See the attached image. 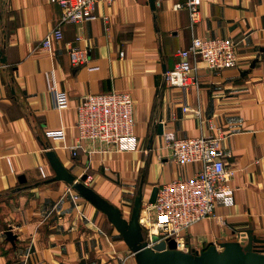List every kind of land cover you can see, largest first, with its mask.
Listing matches in <instances>:
<instances>
[{
  "label": "crops",
  "instance_id": "crops-1",
  "mask_svg": "<svg viewBox=\"0 0 264 264\" xmlns=\"http://www.w3.org/2000/svg\"><path fill=\"white\" fill-rule=\"evenodd\" d=\"M184 2L156 0L155 9L150 0L100 3L94 19L64 24L63 38L53 37L46 50L41 42L56 28L60 5L0 0V195H18L12 215L22 219L14 225L17 245L0 248V264H137L105 214L65 181H47L55 172L46 152L55 151L78 179L87 174L86 184L126 217L141 189L146 207L155 186L192 178L201 168L176 163L164 147L165 133L222 134L225 165L233 172V204L218 205L215 217L188 230L194 246L239 241L247 230L264 237V0H202V19L193 28ZM194 36L231 38L238 58L222 70L199 62V85L183 92L166 84L164 73ZM69 43L89 48L86 65L71 63ZM47 72L68 93L66 108L55 107ZM111 91L134 100L138 148L118 151L86 140L73 156L81 97ZM60 128L64 140L46 136Z\"/></svg>",
  "mask_w": 264,
  "mask_h": 264
},
{
  "label": "built area",
  "instance_id": "built-area-1",
  "mask_svg": "<svg viewBox=\"0 0 264 264\" xmlns=\"http://www.w3.org/2000/svg\"><path fill=\"white\" fill-rule=\"evenodd\" d=\"M60 5L61 17L53 32L41 42V48L50 50L52 38H63V25L82 22L96 17L100 3L110 4L112 0H51ZM202 0H185L189 12L190 27L201 19ZM103 20L107 23L108 17ZM80 38L78 37V40ZM69 56L74 66H84L90 60L87 47L71 45ZM123 56V52L121 53ZM177 61L164 73V82L186 92L188 86H198V64L204 62L210 70H222L237 61V43L231 38L194 36L187 48L176 52ZM48 88L52 93L54 105L66 108L70 99L66 91L56 86L55 75L47 72ZM187 110L188 106H184ZM134 100L127 92H106L82 96L76 106L75 127L79 133L76 145L70 147L77 156L81 141L98 142L118 151L136 150L139 145L134 130ZM65 128L46 130L49 138L64 140ZM165 149L178 164L199 163L201 168L192 178H176L158 187L156 200L148 203L143 210L148 211V219L141 223L145 240L150 247L174 239L177 249L191 252L199 250L188 237V230L195 224L216 216L220 204L231 205L234 191L230 185L232 171L226 168L224 150L221 146L222 134L178 138L173 133H165ZM44 177L46 174L41 168ZM72 187H70L71 189ZM153 210L154 217L150 215ZM129 256H133L130 252ZM121 264H126V259Z\"/></svg>",
  "mask_w": 264,
  "mask_h": 264
},
{
  "label": "water",
  "instance_id": "water-1",
  "mask_svg": "<svg viewBox=\"0 0 264 264\" xmlns=\"http://www.w3.org/2000/svg\"><path fill=\"white\" fill-rule=\"evenodd\" d=\"M155 9L156 0H150ZM162 124L158 133H163ZM46 156L55 176L47 181H65L82 197L106 215L108 221L122 235L137 264H264V237L253 234L252 230L242 233L239 241H226L217 245L209 243L204 248L191 252L177 249L174 239L162 241L150 247L143 234L141 214L143 211V191H139L135 197L131 216L127 219L121 208L111 203L97 191L86 184L88 175L84 174L80 179L75 177L57 157L55 151L47 150ZM26 180L25 176L20 177ZM158 192L155 186L149 197V203H154ZM7 240L15 243L17 235L13 230L6 231Z\"/></svg>",
  "mask_w": 264,
  "mask_h": 264
},
{
  "label": "rangeland",
  "instance_id": "rangeland-1",
  "mask_svg": "<svg viewBox=\"0 0 264 264\" xmlns=\"http://www.w3.org/2000/svg\"><path fill=\"white\" fill-rule=\"evenodd\" d=\"M73 189V188H72ZM18 195L12 192H7L0 195V248H11L12 246H16L17 244L11 243L7 240L6 231L13 230L19 233V229L15 228V223H21L20 215H12V212L15 211L16 207L19 206V198ZM119 207V206H118ZM126 218L129 219L131 216V212L125 213ZM142 221V220H141ZM143 233H145L143 229Z\"/></svg>",
  "mask_w": 264,
  "mask_h": 264
},
{
  "label": "bare ground",
  "instance_id": "bare-ground-1",
  "mask_svg": "<svg viewBox=\"0 0 264 264\" xmlns=\"http://www.w3.org/2000/svg\"><path fill=\"white\" fill-rule=\"evenodd\" d=\"M142 214H143V215L141 216L142 219H143V220H147V219H148V211L144 209V210L142 211ZM144 214H145V215H144Z\"/></svg>",
  "mask_w": 264,
  "mask_h": 264
},
{
  "label": "trees",
  "instance_id": "trees-1",
  "mask_svg": "<svg viewBox=\"0 0 264 264\" xmlns=\"http://www.w3.org/2000/svg\"><path fill=\"white\" fill-rule=\"evenodd\" d=\"M145 235V233H143Z\"/></svg>",
  "mask_w": 264,
  "mask_h": 264
}]
</instances>
